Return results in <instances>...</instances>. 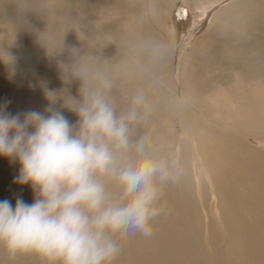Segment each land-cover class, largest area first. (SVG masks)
Masks as SVG:
<instances>
[{
  "label": "bare ground",
  "instance_id": "1",
  "mask_svg": "<svg viewBox=\"0 0 264 264\" xmlns=\"http://www.w3.org/2000/svg\"><path fill=\"white\" fill-rule=\"evenodd\" d=\"M74 1L0 0V43L16 58L12 76L0 61V106L6 104L11 114L43 112L48 106L44 87H65L57 61L66 60L67 52L49 57L36 39V32L45 30L104 63L121 108L137 92L145 94L151 115L136 134L149 131L157 150L176 152L185 173L164 187V212L154 221V234L121 239L113 264H264V0H235L220 8L192 50L194 68L176 84V64L207 27L210 13L184 23L189 29L175 59L172 42L178 38H162L148 14L130 13L122 0ZM109 4H116L114 14ZM151 43L166 45L167 53L150 55L146 46ZM67 87L77 94L78 82ZM62 111L70 122L78 119ZM165 115L178 119L182 140L177 133L169 140L161 136L169 134ZM19 168L0 156V200L32 202L30 185L14 183ZM0 264L45 262L34 254L12 257L0 246Z\"/></svg>",
  "mask_w": 264,
  "mask_h": 264
},
{
  "label": "clouds",
  "instance_id": "2",
  "mask_svg": "<svg viewBox=\"0 0 264 264\" xmlns=\"http://www.w3.org/2000/svg\"><path fill=\"white\" fill-rule=\"evenodd\" d=\"M36 39L49 57L67 52L57 61L65 87H44L43 112L11 114L0 106V156L19 163L14 183L34 193L30 203L0 200V246L12 257L34 254L45 264H113L121 239L154 234L163 189L183 177V162L172 150H157L149 131L136 134L151 115L143 92L121 108L99 58L66 47L46 30ZM0 49L12 76L16 58L3 43ZM146 51L158 57L167 47L151 43ZM74 81L76 95L67 87Z\"/></svg>",
  "mask_w": 264,
  "mask_h": 264
},
{
  "label": "rangeland",
  "instance_id": "3",
  "mask_svg": "<svg viewBox=\"0 0 264 264\" xmlns=\"http://www.w3.org/2000/svg\"><path fill=\"white\" fill-rule=\"evenodd\" d=\"M234 1L235 0H164L162 3H159L158 1L151 3L149 0H135V2H131L130 0H122V5L130 13L136 12L137 14L139 13L148 14L149 16L148 22L151 28L158 30V33L162 38H164V34L168 35L170 38H171L170 34H173L175 38H178L176 42H172L173 49H171V52L175 56V59L177 58V56H180V49L183 48V46L180 45L179 40L183 39V36L186 35L189 29L187 28V25L184 23L191 21L192 19L199 20L200 17H201L200 19H202L205 17L204 13L206 12L210 13V18L207 21L208 23L207 27L204 29L203 32H200L199 35L195 36L194 39L191 40V42L189 43V47L187 46L186 51L183 54L182 59L181 58L179 59L180 61L179 65L178 63L176 64V66H178V73L176 74L174 70V73L172 74L173 76L172 82L173 84H176L180 81L181 77L184 78L185 80L186 78H188V75L186 74L190 72L193 67L192 60L194 56L192 55L193 53L192 50H195L197 48L198 43H201L202 39L205 36V33L208 31L210 27H212L214 21L210 22L211 18L218 13L220 8L228 7ZM69 2L72 5L77 4V2L74 0H69ZM107 9L110 13L114 14V11L116 10V4L114 5L109 4L107 6ZM164 22L167 24H165ZM90 23L92 25L110 24V22L103 20L91 21ZM156 25H161L160 27L161 29L160 28L158 29ZM120 65L121 66L123 65V61H120ZM181 73H185V74L182 75ZM175 76L178 77V80L176 79ZM164 89H168L169 91V88L166 86V84L164 86ZM181 111L184 114L185 121H188L184 109H181ZM162 119L168 125L166 124L164 125ZM162 119L160 121L162 122V125H164L167 128L169 134L168 132L164 131L163 135L161 136L169 140L168 138H170L169 136L171 135L170 133L172 134L177 133L178 138L182 140L183 139L181 135L182 128L178 119H175L173 115L172 118L165 115Z\"/></svg>",
  "mask_w": 264,
  "mask_h": 264
}]
</instances>
